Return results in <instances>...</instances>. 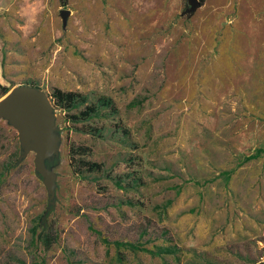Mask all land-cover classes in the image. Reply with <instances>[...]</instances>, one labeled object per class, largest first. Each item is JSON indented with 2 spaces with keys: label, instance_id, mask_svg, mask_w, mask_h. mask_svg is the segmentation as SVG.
Segmentation results:
<instances>
[{
  "label": "rangeland",
  "instance_id": "1",
  "mask_svg": "<svg viewBox=\"0 0 264 264\" xmlns=\"http://www.w3.org/2000/svg\"><path fill=\"white\" fill-rule=\"evenodd\" d=\"M0 86V264H264V0H0Z\"/></svg>",
  "mask_w": 264,
  "mask_h": 264
},
{
  "label": "trees",
  "instance_id": "2",
  "mask_svg": "<svg viewBox=\"0 0 264 264\" xmlns=\"http://www.w3.org/2000/svg\"><path fill=\"white\" fill-rule=\"evenodd\" d=\"M6 87L0 86V93L6 91ZM51 104L54 108L63 112V115L67 121L72 124L85 123L97 118H103L105 116H113L116 114V108L109 97L106 96H95L92 100L88 99L87 94H81L79 92L71 90H61L57 87H50V92L48 94ZM81 124V126L74 128L83 133H89L94 135H100V127H92ZM86 153V148L83 146H73L70 144L68 146V156H69V166L73 172L82 176L84 172H97L100 170V164L91 162L84 159L83 157ZM260 153L257 149L253 153L243 156L241 162L256 158ZM75 155L78 157L75 158ZM53 239L50 235L45 234L43 237L44 246L48 247ZM132 250L139 249L138 245L131 243L125 244ZM150 254H159L160 250H149L146 248H140ZM167 252H171L172 248H163ZM31 264H41L40 262H32Z\"/></svg>",
  "mask_w": 264,
  "mask_h": 264
},
{
  "label": "water",
  "instance_id": "3",
  "mask_svg": "<svg viewBox=\"0 0 264 264\" xmlns=\"http://www.w3.org/2000/svg\"><path fill=\"white\" fill-rule=\"evenodd\" d=\"M19 89H15L13 91V101H12V104H11V108L12 110L17 113V106H16V103H17V100H18V96H19Z\"/></svg>",
  "mask_w": 264,
  "mask_h": 264
}]
</instances>
